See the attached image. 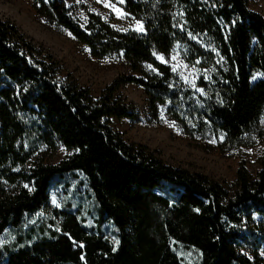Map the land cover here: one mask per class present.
<instances>
[{"label":"trees","instance_id":"trees-1","mask_svg":"<svg viewBox=\"0 0 264 264\" xmlns=\"http://www.w3.org/2000/svg\"><path fill=\"white\" fill-rule=\"evenodd\" d=\"M32 1L94 56L122 54L132 71L96 98L87 87L59 81L57 63L14 22L0 20V239L48 207L50 189L67 175L82 176L99 224H87L81 208L68 204L56 228L28 233L35 240L0 242V264H184L173 242L198 250V264H264V150L256 174L242 160L234 181H219L168 164L111 122L140 120L115 95L134 83L153 115L168 105L185 133L215 132L229 148L252 145L263 137L264 16L249 0H124L144 30H120L94 15L82 25L66 0ZM178 42L190 63L213 71L198 80L202 93L156 57ZM61 145L72 152L58 163L10 170L42 146ZM107 221L115 242L102 231Z\"/></svg>","mask_w":264,"mask_h":264},{"label":"rangeland","instance_id":"rangeland-1","mask_svg":"<svg viewBox=\"0 0 264 264\" xmlns=\"http://www.w3.org/2000/svg\"><path fill=\"white\" fill-rule=\"evenodd\" d=\"M66 3L71 15L82 25L87 24L94 15L120 30H144L143 18L128 12L124 0H66ZM249 3L252 9L264 16V0H249ZM0 20L14 22L44 55L57 63L59 81L76 82L82 87H87L96 98L116 76L132 71L122 54H111L102 58L94 56L89 46L79 41L68 29L48 21L41 15L32 0H0ZM186 50V45L178 42L169 55L156 53V57L170 65L185 83L202 93L203 88L198 86V80L200 77L211 79L213 71L209 68L203 69L198 63H190L185 57ZM260 77L262 74L258 73L255 79ZM115 95L136 111L140 120L112 117V126L121 132L128 142L146 146L168 164L227 182L235 180L242 160L254 174L260 168L258 160L264 150V114L261 120L263 137L254 136L252 145L229 148L224 143L223 135L218 136L215 132L193 136L185 133L168 115V105L160 106L158 114L153 115L145 90L140 85L124 84ZM71 152L62 145L56 150L42 146L27 163L10 170L26 173L35 162L58 163ZM81 180L82 176L79 174L78 177L67 175L56 181L50 189L49 206L28 216L22 228H7L0 242L16 246L35 240V236L30 240L28 233L38 235L42 229L56 228V224L61 220L58 214L66 209L68 204L73 209L81 208L87 224L98 227L93 201L85 186H81ZM21 183L28 186V183ZM13 187L7 185L9 190ZM101 228L105 235L116 241L111 222H105ZM173 248L184 264L199 263L200 252L195 248L177 242H173ZM261 252L264 257V250Z\"/></svg>","mask_w":264,"mask_h":264}]
</instances>
